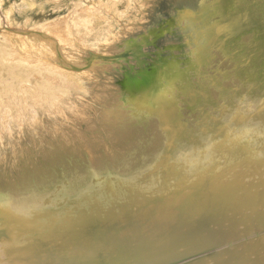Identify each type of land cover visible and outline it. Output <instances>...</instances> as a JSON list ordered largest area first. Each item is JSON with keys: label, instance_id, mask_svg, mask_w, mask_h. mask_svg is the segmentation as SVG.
<instances>
[{"label": "bare ground", "instance_id": "bare-ground-1", "mask_svg": "<svg viewBox=\"0 0 264 264\" xmlns=\"http://www.w3.org/2000/svg\"><path fill=\"white\" fill-rule=\"evenodd\" d=\"M113 5L123 14L94 19L88 41L104 53L122 55L174 18L190 16L189 30L133 44L156 54L151 66L108 63L128 95L71 119L78 132L47 115L36 139L21 131L23 152L0 146V229L9 227L0 264H264V0ZM173 42L179 50L166 52ZM177 84L191 90L183 103ZM136 241L143 249L127 254Z\"/></svg>", "mask_w": 264, "mask_h": 264}, {"label": "rangeland", "instance_id": "rangeland-1", "mask_svg": "<svg viewBox=\"0 0 264 264\" xmlns=\"http://www.w3.org/2000/svg\"><path fill=\"white\" fill-rule=\"evenodd\" d=\"M114 1L119 0H0V146L15 144L13 147L23 152L25 146L21 144V131H30V138L36 139L40 134L37 125L47 115L55 116L56 119L50 118V124L57 126V129L67 131L68 134L78 132V126L73 120L77 123L90 119V110L95 116L100 101L106 103L109 99L128 95L127 89L123 87L128 82L125 76L104 68L111 67L112 61L119 58L135 62L145 58L151 66L150 59L156 54L147 51L145 57L141 56L136 47L131 48L133 44L153 47L160 42L155 41L156 36L182 39L187 35L190 16L179 20L174 18L162 23L158 33L148 32L145 40L129 43L122 55L104 53L105 46L99 49L91 46L88 41L96 28L94 19L101 18L103 14H123L113 5ZM129 10L124 17L129 15ZM170 46L166 52L179 50L178 42H173ZM77 49L81 50L74 54L73 50ZM126 54H129L128 58L125 57ZM67 55H76L83 64H67L64 62ZM87 55V58L81 59ZM140 72L150 74L143 69ZM164 82L166 90L174 85L173 81ZM185 86L186 84H182L180 90L179 84L176 86L175 95L183 97L179 98L180 103H183L184 97L191 91H184ZM55 87L58 90L51 91ZM63 87L68 91H64ZM85 87L88 94L82 92ZM49 91L50 94L47 95ZM166 96L169 97V93ZM5 154V151L0 153V161L4 160ZM17 154L12 152L13 156L17 157ZM10 160L13 161L10 167L15 168L19 163L13 157ZM93 173V177L100 176V172ZM8 179L13 186L19 184L16 177L8 176ZM33 188L31 186L30 189L33 191ZM10 223L13 224L14 221ZM8 229L6 226L0 231L8 233ZM7 243L5 235H0V256ZM136 243L138 242L133 245ZM133 245L126 248L127 254L143 249L142 244H136L137 247ZM177 253L176 251L175 254ZM187 257L190 258L191 255L187 253ZM147 261L145 258L140 260L142 264Z\"/></svg>", "mask_w": 264, "mask_h": 264}]
</instances>
